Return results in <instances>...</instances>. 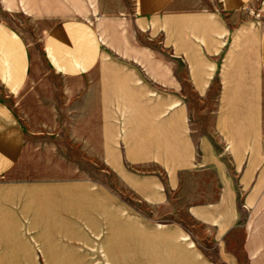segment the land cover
Wrapping results in <instances>:
<instances>
[{"label": "crops", "instance_id": "obj_1", "mask_svg": "<svg viewBox=\"0 0 264 264\" xmlns=\"http://www.w3.org/2000/svg\"><path fill=\"white\" fill-rule=\"evenodd\" d=\"M251 1L132 0L122 22L113 9L93 24L80 0H18L82 16L52 24L38 53L0 20V89L29 87L41 119L27 133L0 96V264H80L98 212L111 220L105 175L141 203L189 206L223 264H264V27ZM80 158L98 178L56 176L81 173Z\"/></svg>", "mask_w": 264, "mask_h": 264}, {"label": "rangeland", "instance_id": "obj_2", "mask_svg": "<svg viewBox=\"0 0 264 264\" xmlns=\"http://www.w3.org/2000/svg\"><path fill=\"white\" fill-rule=\"evenodd\" d=\"M81 5L88 9L87 19L95 23L102 12L113 9L117 14L115 19L122 22L125 18L124 8L128 9L132 0H80ZM12 5L5 4L0 7V20L8 23L20 34L27 46L36 53L40 50L42 39L46 30L59 19L80 17L82 14L65 7L57 12H40L39 9L30 8L11 0ZM90 6L92 8H90ZM246 12L258 22V27H264V0H252ZM90 8V9H89ZM38 71L45 83L50 86L60 84L45 68L38 63ZM27 90H21L16 96H4L0 89L1 99H5L15 110L18 119L24 123L25 130L40 129V108L38 100L31 99ZM39 97V93H38ZM30 135V134H27ZM87 158H80L79 169L81 173L56 176H79L87 179L98 175L87 173ZM36 176V175H34ZM106 182L110 181L112 187V214L107 221V214L98 212L94 230L91 235L82 239L80 264H200V256L208 264H223L215 252L214 235L201 222L194 221L188 216L189 206L171 203L170 206L154 207L137 201L113 176H104ZM105 218V219H104ZM235 233V231H234ZM229 239L231 246H235V234ZM226 239V237H225ZM224 239V240H225ZM83 242V243H82ZM85 247V248H84ZM202 249L203 254L195 251Z\"/></svg>", "mask_w": 264, "mask_h": 264}]
</instances>
